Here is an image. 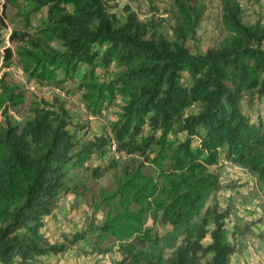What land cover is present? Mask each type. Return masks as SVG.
<instances>
[{
	"label": "trees",
	"instance_id": "obj_1",
	"mask_svg": "<svg viewBox=\"0 0 264 264\" xmlns=\"http://www.w3.org/2000/svg\"><path fill=\"white\" fill-rule=\"evenodd\" d=\"M6 1L23 27L11 32L15 50L7 49L5 65L15 53L29 78L49 83L85 68L78 88L90 110L100 114L118 97L122 103L112 136L80 143L58 97L30 100V116L13 123L9 113L25 96L1 75L0 264H42L40 257L68 251L65 242H49L45 216L73 190L69 173L89 167L113 139L119 150L150 162L154 174L128 166L114 174V188L97 194L104 220L91 222L71 244L87 234L96 250L114 241L123 253L117 264H231L237 246L227 224L236 234L246 220L230 204L207 207L222 186L221 174L209 167L224 152L264 184V118L246 109L247 101H264V18L246 24L239 0H220L226 35L193 52L186 43L197 34L204 0H169L175 17L169 34L129 4L122 16L108 9V0ZM108 169L91 171L99 176ZM149 217L164 223L166 233L154 234Z\"/></svg>",
	"mask_w": 264,
	"mask_h": 264
},
{
	"label": "rangeland",
	"instance_id": "obj_2",
	"mask_svg": "<svg viewBox=\"0 0 264 264\" xmlns=\"http://www.w3.org/2000/svg\"><path fill=\"white\" fill-rule=\"evenodd\" d=\"M244 8V22L252 24L264 18V0H239ZM205 13L199 23L197 34L189 39L186 45L193 52H205L207 48L217 45L226 35L221 23L220 0H204ZM129 4L136 10L141 19L147 20L154 16L162 23L161 28L168 32V26L174 20V11L169 0H108V9L119 15H124V6ZM46 16V9L33 18V26ZM23 23L15 14V8L6 0H0V77L6 73L11 84L20 85L25 96V102L10 111V120L19 124L30 116L29 102L33 99L53 100L58 97L65 102L71 116L70 130L80 143L94 141L97 137L112 136L111 124L120 117L122 99L118 97L112 104L103 108L100 114H95L82 99V91L78 88L79 74L68 78L62 83H49L29 78L22 69L18 57L14 53L8 65H5L7 49L15 50V42L10 39L14 28H22ZM62 77V74H59ZM111 78V74L107 76ZM247 111H251L258 119L264 118V101L255 99L253 103L246 102ZM3 122L0 116V124ZM209 168L221 174L222 186L207 201V207L212 208L219 203L220 208L230 204L235 216H243L244 223L236 234H232L233 225L227 224L231 240L237 246L232 255L231 264H264V184H261L249 168L238 165L224 157ZM116 161L114 167L112 163ZM89 167L77 168L69 173L68 183L73 189L68 194H62L55 209L45 216L43 232L49 242H65L68 250H75L72 258L63 256L66 251L57 255L47 254L40 257L42 264H117L123 253L118 250L114 241L106 240L94 249L95 238L87 234V239H80L71 244L75 234H81L91 222L100 224L106 214V207H96L97 194L103 188H114L113 175L118 174L128 166L141 167L147 174H154L153 166L138 154L129 155L125 150H114L111 145L106 147L105 154H94L87 162ZM109 167L108 170L96 176L91 169ZM82 186V187H81ZM84 186V187H83ZM233 193H232V191ZM234 194V195H232ZM146 225L153 233L163 235L167 226L160 220L149 217ZM138 244V242H137ZM111 249H106L107 247ZM170 250H168L169 252ZM57 261V262H56Z\"/></svg>",
	"mask_w": 264,
	"mask_h": 264
},
{
	"label": "built area",
	"instance_id": "obj_3",
	"mask_svg": "<svg viewBox=\"0 0 264 264\" xmlns=\"http://www.w3.org/2000/svg\"><path fill=\"white\" fill-rule=\"evenodd\" d=\"M111 147L116 151L118 148H117V144L115 141H113L111 143ZM74 253H75V250H71L69 249L68 251H66V253L63 254V256H66V258H72L74 256Z\"/></svg>",
	"mask_w": 264,
	"mask_h": 264
},
{
	"label": "clouds",
	"instance_id": "obj_4",
	"mask_svg": "<svg viewBox=\"0 0 264 264\" xmlns=\"http://www.w3.org/2000/svg\"><path fill=\"white\" fill-rule=\"evenodd\" d=\"M113 141H115L114 139L111 141V143L113 142ZM116 142V141H115ZM111 143L109 144V145H111ZM116 144H117V142H116ZM118 148V147H117ZM119 150V149H118Z\"/></svg>",
	"mask_w": 264,
	"mask_h": 264
},
{
	"label": "crops",
	"instance_id": "obj_5",
	"mask_svg": "<svg viewBox=\"0 0 264 264\" xmlns=\"http://www.w3.org/2000/svg\"><path fill=\"white\" fill-rule=\"evenodd\" d=\"M221 155H222V154H220V156H219V157H221ZM218 161H219V160H218ZM231 191H232V190H231ZM232 193H233V191H232ZM232 195H234V194H232ZM56 262H57V261H56Z\"/></svg>",
	"mask_w": 264,
	"mask_h": 264
}]
</instances>
